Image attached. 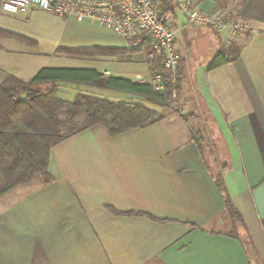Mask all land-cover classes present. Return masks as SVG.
<instances>
[{
    "label": "crops",
    "instance_id": "obj_1",
    "mask_svg": "<svg viewBox=\"0 0 264 264\" xmlns=\"http://www.w3.org/2000/svg\"><path fill=\"white\" fill-rule=\"evenodd\" d=\"M194 1L250 29L226 44L225 30L189 25L174 11L181 112L116 137L95 125L54 146L52 181L36 176L0 198V264H264V0ZM3 2L0 28L36 45L0 38V84L9 73L29 81L43 67L81 59L66 49L129 50L90 17L11 14ZM128 50L90 61L123 77V65L146 64L134 76H149L145 50ZM221 53L227 61L211 67ZM191 128L209 143L204 155ZM221 170L245 220L239 238L229 235L214 178Z\"/></svg>",
    "mask_w": 264,
    "mask_h": 264
},
{
    "label": "trees",
    "instance_id": "obj_2",
    "mask_svg": "<svg viewBox=\"0 0 264 264\" xmlns=\"http://www.w3.org/2000/svg\"><path fill=\"white\" fill-rule=\"evenodd\" d=\"M164 13L174 11L162 0H156ZM14 38L36 45V41L0 28V38ZM128 50V49H127ZM124 49L84 47L64 52L79 56L93 54L114 55L126 53ZM150 70H161V61L153 58L151 47L145 44ZM131 50L128 52L141 51ZM219 54L211 67L227 61ZM182 82L180 65L176 86L156 90L149 83L134 81L129 77L104 74L95 68L52 67L41 68L29 81L9 73L0 84V198L15 187L31 182L40 176L45 182L53 180L49 172L51 150L67 138L95 125H103L111 137L127 130L146 127L164 118L157 108H170L180 113V107H171L174 89L179 92ZM77 91L73 100L58 95L61 87ZM99 90H116L128 93L138 100H114L97 94ZM184 120L188 115L182 114ZM193 140L202 155L209 147L199 130L191 128ZM223 170L214 175L225 194L224 216L231 222L229 235L239 238V228L246 227L245 220L227 193Z\"/></svg>",
    "mask_w": 264,
    "mask_h": 264
},
{
    "label": "built area",
    "instance_id": "obj_3",
    "mask_svg": "<svg viewBox=\"0 0 264 264\" xmlns=\"http://www.w3.org/2000/svg\"><path fill=\"white\" fill-rule=\"evenodd\" d=\"M159 1V0H158ZM185 17L187 24L227 32L226 44L247 32L250 26L222 9L214 13L201 11L194 0H162ZM3 9L11 14L38 9L57 16L90 17L101 26L123 37L131 50H141L147 43L153 58L161 61V70H150L149 76L137 74L138 82L149 83L156 90L176 86L181 56L175 39L174 11L164 13L156 0H4ZM105 74H110L106 71ZM178 92L173 91V98Z\"/></svg>",
    "mask_w": 264,
    "mask_h": 264
},
{
    "label": "rangeland",
    "instance_id": "obj_4",
    "mask_svg": "<svg viewBox=\"0 0 264 264\" xmlns=\"http://www.w3.org/2000/svg\"><path fill=\"white\" fill-rule=\"evenodd\" d=\"M100 57V55L97 54H93L90 56H81L79 60L77 61H73V62H65L61 65H63L64 67H77V68H98L101 69L103 66L102 65H97L95 63L92 64V62L90 61L91 59H95ZM119 60V59H118ZM112 72H115L117 69L116 65H110L109 67ZM123 68L126 69L128 72L126 73L127 77L132 78L133 80H135V76L134 74L137 72H143L146 73L148 70V66L146 64L143 65H135V64H125L123 65ZM137 80V79H136ZM97 94L106 96V97H110L114 100H120V99H130L127 95H125L124 93L120 92V91H116V90H99L97 89ZM77 91L75 89H73L72 87H61L58 91V95L64 99V100H73L75 98ZM171 107H182V103L181 100L177 97L176 100H174L171 103ZM157 112L158 114L161 115H165L168 113H172L170 108H157ZM216 170V169H215ZM216 172V171H215Z\"/></svg>",
    "mask_w": 264,
    "mask_h": 264
},
{
    "label": "water",
    "instance_id": "obj_5",
    "mask_svg": "<svg viewBox=\"0 0 264 264\" xmlns=\"http://www.w3.org/2000/svg\"><path fill=\"white\" fill-rule=\"evenodd\" d=\"M119 77H122V76H119Z\"/></svg>",
    "mask_w": 264,
    "mask_h": 264
}]
</instances>
